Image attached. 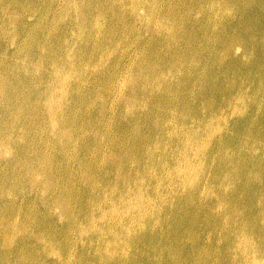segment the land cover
I'll use <instances>...</instances> for the list:
<instances>
[{
  "label": "bare ground",
  "instance_id": "obj_1",
  "mask_svg": "<svg viewBox=\"0 0 264 264\" xmlns=\"http://www.w3.org/2000/svg\"><path fill=\"white\" fill-rule=\"evenodd\" d=\"M3 1L0 264H71L73 238L92 252L78 264H264V0L188 1L204 15L190 26L212 31L206 64L172 7L109 0L120 40L130 20L159 39L123 88L117 63L98 77L97 20L85 55L71 46L97 9L65 0L59 37L55 0Z\"/></svg>",
  "mask_w": 264,
  "mask_h": 264
},
{
  "label": "rangeland",
  "instance_id": "obj_2",
  "mask_svg": "<svg viewBox=\"0 0 264 264\" xmlns=\"http://www.w3.org/2000/svg\"><path fill=\"white\" fill-rule=\"evenodd\" d=\"M188 1L183 2L179 0H160L159 5L160 7H172L175 11V15L173 16L176 21H181L185 23L182 27L181 32H185L186 34H189L196 38L195 42V50L199 48V50L203 49L204 54L201 57V62L208 63L211 60L212 52L215 51L216 47H214L212 44H209L207 41H203V38H207L212 35L211 29H200L196 26H190L194 21L195 17L198 19L203 18V14L194 13L193 17H191V13L187 8ZM212 1V0H210ZM56 2V9H57V22L54 26L56 28V34L59 37H63L64 35L70 33V22L66 18L65 12H62V7L65 4V0H55ZM78 3V7L85 12L83 9L88 8L90 6L91 8L97 9L98 11H95L94 13L100 12V15L97 17H91V15L87 16V19L84 20L85 24L83 25V30L81 32V38L83 40H80L76 43V41L71 42L72 48L75 50V56L80 52L81 54L85 55V52H87L91 48V42L86 41L84 39H88L90 31L87 29L88 23L91 20H97L100 25V31L95 35V37L91 39H95V41H99V43L103 44V50L104 56L101 59L102 60V68L101 71L98 74V77H100V73L105 71L111 74H115L114 70L112 68V65L117 63V69H116V75L117 78L114 81V84L117 83L119 87H124V81L122 80V76H125L129 73L130 69L135 67L137 69L139 62L146 56L144 55L145 52H147V48H149V45L154 43L155 41H159L155 35H149L145 31V27L143 25L134 23L130 20L129 29H124L123 34L126 36V39H119L120 35L122 34V31L116 26L115 20H113L111 17L115 16L117 12H114L110 14V12L104 11V7L107 4H110L111 2L109 0H76ZM113 2V0H112ZM4 1L0 0V70L4 68L7 64H9L11 56L9 54V50L11 49V46L8 45L9 37L5 30V19L6 16H3L2 10H3ZM127 6V5H126ZM230 9H235V7H231ZM159 10L162 11L161 8ZM173 11V12H174ZM140 14H144L143 9H139ZM240 12V11H239ZM127 16L129 17L128 13H125V19H127ZM130 18V17H129ZM113 23V29H108L109 24ZM217 27V26H215ZM48 33V30L45 29L42 31V35H45ZM224 33L225 35H232L233 31L232 28L229 27V25L224 27ZM108 34V35H106ZM106 37H110V42H105L104 39ZM198 37V39H197ZM69 38V36H68ZM186 38L189 40V36L186 35ZM208 43V44H207ZM81 46V47H80ZM188 46V44H187ZM45 49H49V45L44 43ZM224 50V49H223ZM106 54H110L108 58L105 57ZM47 58V55H45ZM74 56V57H75ZM43 58L41 61L43 62ZM46 58H45V69H46ZM59 58V55L55 53L54 59ZM84 61V60H82ZM81 60H77L76 65L77 67H82L85 65H96L98 63V66L101 65L99 61H89L86 63H82ZM135 63V64H134ZM34 67H36V63H33ZM92 68V67H91ZM83 69V68H82ZM90 69V68H89ZM89 69H83L81 73V77L85 79V85H88L92 81V77L89 74ZM45 73V72H43ZM115 76V75H114ZM125 89H122L120 94H125ZM102 101V99L100 98ZM107 113H108V119L109 121H114L112 117L116 116V113L118 114V109L114 100L113 96H110V98L107 100ZM51 150V149H50ZM52 151V150H51ZM33 204L36 205L35 201L31 200ZM23 203V201H20ZM24 204V203H23ZM187 242V241H184ZM69 251L71 254V264H78V259L80 254H86L87 257L91 255L92 252L85 251L84 248L81 246V244L78 242L77 239L73 238L71 242H68ZM42 247L44 245L41 244ZM68 264V262H66ZM144 264V263H143Z\"/></svg>",
  "mask_w": 264,
  "mask_h": 264
}]
</instances>
